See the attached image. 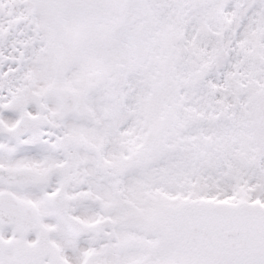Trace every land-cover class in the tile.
Returning <instances> with one entry per match:
<instances>
[{
  "label": "snow or ice",
  "instance_id": "obj_1",
  "mask_svg": "<svg viewBox=\"0 0 264 264\" xmlns=\"http://www.w3.org/2000/svg\"><path fill=\"white\" fill-rule=\"evenodd\" d=\"M0 264H264V0H0Z\"/></svg>",
  "mask_w": 264,
  "mask_h": 264
}]
</instances>
